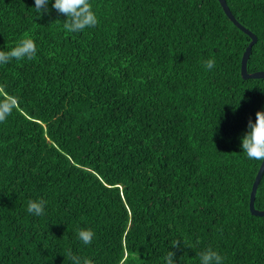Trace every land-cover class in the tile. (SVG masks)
Returning <instances> with one entry per match:
<instances>
[{"label":"trees","instance_id":"16d2710c","mask_svg":"<svg viewBox=\"0 0 264 264\" xmlns=\"http://www.w3.org/2000/svg\"><path fill=\"white\" fill-rule=\"evenodd\" d=\"M90 2L97 25L70 33L54 0L43 15L0 0V50L37 46L0 65L14 106L0 122V264H71L69 249L93 264H165L169 250L199 264L209 246L223 264H264V216L250 210L263 159L241 147L264 110V78L241 74L251 37L219 0ZM227 3L258 38L249 72L264 70V0Z\"/></svg>","mask_w":264,"mask_h":264},{"label":"clouds","instance_id":"9594fccd","mask_svg":"<svg viewBox=\"0 0 264 264\" xmlns=\"http://www.w3.org/2000/svg\"><path fill=\"white\" fill-rule=\"evenodd\" d=\"M49 0H35V10L39 15L48 12ZM52 8L61 15L67 17L63 21V28L70 33H77L89 27H95L98 23L97 16L93 11L90 0H54ZM37 55V46L31 37L25 36L20 39L10 50H0V65L7 64L12 60H33ZM54 55L49 53V56ZM203 66L211 70L215 66V59L208 58L203 61ZM14 106L10 102L0 100V122H3L11 114ZM247 132L241 137V147L248 159H264V110L257 111L256 120L248 122ZM46 201L43 199L28 200L27 212L35 216H41L45 211ZM77 237L85 245L92 243L94 232L91 228H79ZM181 245V240L171 241L170 248L176 249ZM199 264H223L224 257L211 246L196 253ZM176 253L170 251L164 257L165 264H176ZM66 259L71 264H93L92 259L80 257L72 253L71 249L66 254Z\"/></svg>","mask_w":264,"mask_h":264},{"label":"water","instance_id":"95a60500","mask_svg":"<svg viewBox=\"0 0 264 264\" xmlns=\"http://www.w3.org/2000/svg\"><path fill=\"white\" fill-rule=\"evenodd\" d=\"M220 3L222 4L226 14L228 15V17L234 22V24L236 26H238L240 29H242L245 33H247L250 37H251V41L249 43V45L247 46L243 57H242V64H241V74L243 76V78L248 79V78H264V70H259V71H255V72H249L248 70V61L250 58V55L252 53V48L254 46V44L257 42V35L251 31L250 29H248L247 27H245L237 18L236 16L233 14V12L231 11L227 0H219ZM264 174V159L260 165L259 171L256 175L255 181L253 183L252 186V190H251V194H250V210L252 212V214L254 215H259V216H264V209L260 210L258 208H256L255 206V201H256V195H257V190L260 184V181L262 179V176Z\"/></svg>","mask_w":264,"mask_h":264}]
</instances>
